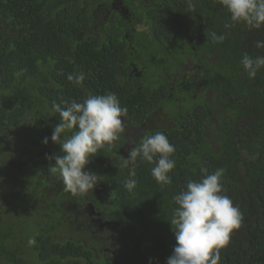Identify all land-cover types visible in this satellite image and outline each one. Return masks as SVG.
I'll return each mask as SVG.
<instances>
[{
    "label": "trees",
    "instance_id": "16d2710c",
    "mask_svg": "<svg viewBox=\"0 0 264 264\" xmlns=\"http://www.w3.org/2000/svg\"><path fill=\"white\" fill-rule=\"evenodd\" d=\"M107 2L0 0V264H166L176 244L174 196L217 169L223 194L243 214L219 264H264V68L253 78L241 64L245 54L264 56L255 46L264 40V27L231 25L219 0H124L142 23L136 35L149 49L142 59L147 77L136 79L127 72L132 57L122 30L99 14ZM185 29L197 38L170 48L167 39ZM213 33L225 39L214 42ZM170 60L176 67L190 60L198 76L178 104L184 114L179 117L170 102L164 119L170 85L159 70ZM73 72L85 75L80 85L68 81ZM107 93L127 110L123 122L164 126L145 136L164 132L175 147L176 167L172 182L162 184L151 175L154 163L138 158L126 166L128 157L119 153L125 130L90 157L84 171L99 177L96 206L116 233L96 238L87 231L89 217L75 210L80 202L84 208L82 196L62 189L57 199L54 187L62 181L47 168L54 163L48 157L60 152L50 139L59 123L53 102ZM127 179L136 180L131 191ZM43 186L52 194L39 197ZM103 245L115 247L120 258L94 251Z\"/></svg>",
    "mask_w": 264,
    "mask_h": 264
},
{
    "label": "clouds",
    "instance_id": "9594fccd",
    "mask_svg": "<svg viewBox=\"0 0 264 264\" xmlns=\"http://www.w3.org/2000/svg\"><path fill=\"white\" fill-rule=\"evenodd\" d=\"M220 5L230 15L231 25L244 23L250 29L264 27V0H219ZM228 27L229 25H225ZM214 42H222L225 35L212 34ZM256 48H264V40L256 42ZM241 64L249 77L264 68V56L255 58L245 54ZM69 82L80 85L85 75L82 72L68 74ZM52 109L59 114V123L54 127L51 141L58 144L60 152L48 157L54 161L47 170L50 175L59 174L65 191L84 194L92 190L99 177L84 171L90 157L105 146L119 139L124 131L122 108L114 93L88 95L82 102L61 99L53 102ZM49 142L45 137L44 144ZM175 152L162 131L145 136L131 148L124 164L129 166L138 158L154 163L152 177L162 184H170L169 173L176 167L172 159ZM158 157V159H156ZM223 172L217 169L200 180H190L186 187L174 196L177 207L171 221L176 244L166 264H219L220 250L225 248L235 229L241 226L243 214L233 200L224 193L221 182ZM136 186L135 179H127L124 187L131 191ZM174 226V227H173ZM29 240V244H34Z\"/></svg>",
    "mask_w": 264,
    "mask_h": 264
},
{
    "label": "flooded vegetation",
    "instance_id": "af4514ba",
    "mask_svg": "<svg viewBox=\"0 0 264 264\" xmlns=\"http://www.w3.org/2000/svg\"><path fill=\"white\" fill-rule=\"evenodd\" d=\"M108 4L105 5V14L102 16L105 18V16L110 20V23H114L115 26H118L117 28L122 30V41L125 43L126 48L128 49V53L130 57H132V60L128 62V74L129 76H132L136 79H146V73H144L145 67L147 65L143 64V56L144 52H149V49L146 45H143L140 43L141 39L138 35H136V31H141L142 29V23L137 19V15L134 13L132 9L128 6V4H125L124 0H109L107 2ZM119 18V19H117ZM117 19V20H116ZM197 38V36L193 35V32H191L189 29H185L178 34H174L171 38H166L167 42L170 45H178L179 47L187 46V44H191L192 40L194 38ZM159 40L157 39V42ZM165 51L167 49H164ZM189 66V67H187ZM188 68V69H185ZM159 73L161 74V80L162 82H166V85L168 86V98L169 103L167 102L164 105H161V114L165 116L168 114V110L170 111L171 104H173V108L175 111H179L178 116L184 114V112L181 113V105L184 104L186 99L188 98L187 90V83H190L191 81H194L197 83V76L198 74L194 71V68L190 64V60H187L185 63L181 64L180 66L175 65V62L172 60L167 61L161 70H159ZM193 84V82H192ZM195 88L198 87V85L193 86ZM175 95V96H174ZM190 95V94H189ZM192 98H194V94L190 95ZM190 97V98H191ZM163 104V103H162ZM180 106H179V105ZM164 106V107H163ZM167 109V110H166ZM171 112V111H170ZM189 116V114L187 115ZM166 121V120H165ZM176 119L172 118L171 124L176 123ZM177 125L179 122L176 123ZM209 125L205 126V131H208ZM124 127V134L125 137L124 145L120 149V154H123L126 158L127 153L130 151L131 148L135 147L137 145V142L139 139H142L147 132L152 131L154 129L164 128L163 125L159 127L152 128L153 126L151 124H148L146 126L139 125H132L129 122L124 121L123 122ZM168 127V129L172 128ZM167 129V130H168ZM56 186V185H55ZM64 184L62 182V185L60 187H54V194L56 195V198L59 199L61 195H63V188ZM47 187L43 186L40 188L39 197H42L47 190H45ZM68 192L69 195V191ZM102 192V188L96 184V186L92 189V193L89 195L79 194L80 197L82 196L84 208L81 209V202L78 203L80 205V208H75L78 214L87 215L91 221L90 227L87 231L95 234L96 238L98 237H115L116 233L113 231V228H110L109 222H107L105 219H103L101 210L96 206V199L97 196L99 198L100 194ZM50 193V191L48 192ZM52 193H50L51 195ZM67 194H65V204L68 202L71 205V202L69 201L70 197ZM94 197V200H93ZM60 200V199H59ZM69 207V206H68ZM85 212V213H82ZM129 230V229H128ZM128 230H125L128 232ZM105 234V235H104ZM114 241H117L116 239ZM93 250V249H92ZM94 251H97L98 253L102 252L103 254L111 255L112 257L119 259L117 250L111 249L109 247L99 246L98 250L94 248Z\"/></svg>",
    "mask_w": 264,
    "mask_h": 264
},
{
    "label": "rangeland",
    "instance_id": "374dc122",
    "mask_svg": "<svg viewBox=\"0 0 264 264\" xmlns=\"http://www.w3.org/2000/svg\"><path fill=\"white\" fill-rule=\"evenodd\" d=\"M105 10H101L100 11V16H103L104 14H105V12H104ZM106 17V16H105ZM181 53H183V52H181ZM187 67H189V66H187ZM185 69H188V68H185ZM31 145H33V144H31ZM27 151H28V149H27ZM237 167H241V164H237ZM112 249H115V247H112ZM116 249H117V247H116Z\"/></svg>",
    "mask_w": 264,
    "mask_h": 264
}]
</instances>
